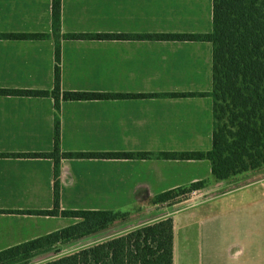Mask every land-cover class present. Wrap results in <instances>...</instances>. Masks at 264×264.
<instances>
[{"label": "crops", "instance_id": "crops-1", "mask_svg": "<svg viewBox=\"0 0 264 264\" xmlns=\"http://www.w3.org/2000/svg\"><path fill=\"white\" fill-rule=\"evenodd\" d=\"M53 0H0V35L52 33ZM214 0H62L64 33H210ZM54 38L0 37V88L52 90ZM62 89L136 97L63 100L65 152L209 151L213 145V44L152 38H65ZM53 95H0V251L78 218L25 213L54 206ZM206 180L185 201L164 191ZM62 210L172 217L173 264H264V167L217 181L208 159L63 158ZM151 215V216H150Z\"/></svg>", "mask_w": 264, "mask_h": 264}, {"label": "trees", "instance_id": "trees-1", "mask_svg": "<svg viewBox=\"0 0 264 264\" xmlns=\"http://www.w3.org/2000/svg\"><path fill=\"white\" fill-rule=\"evenodd\" d=\"M52 33H7L2 38H54L56 43L55 86L52 90L0 88V95H53L56 103L54 149L46 153H22L24 157H51L55 161L54 206L48 210L20 212L78 218L79 221L49 234L0 251V264H173L174 220L166 217L143 223L126 232L60 254L61 245L82 242L109 227L128 211L62 210L60 205L63 158L119 159H208L217 181L264 167V0H214L210 33H64L62 0H53ZM65 38H152L210 41L213 44V145L209 151L186 152H65L61 147V103L63 100H94L136 97L62 89V40ZM206 180L158 194L155 204H179ZM89 239V240H90ZM74 245V244H72Z\"/></svg>", "mask_w": 264, "mask_h": 264}, {"label": "rangeland", "instance_id": "rangeland-1", "mask_svg": "<svg viewBox=\"0 0 264 264\" xmlns=\"http://www.w3.org/2000/svg\"><path fill=\"white\" fill-rule=\"evenodd\" d=\"M137 208L138 207H133V208H129V209L128 208L127 209L126 208L123 209V210H127L130 213L129 217H126L124 219L123 218H118L109 227V229L101 231L100 233H98L95 236H93L92 239L89 238L90 240L87 239V240H84L82 242L72 243L74 245H72V244L61 245L60 248L62 249V252L60 254H57V255L54 254V253H51V254H49L48 258H53V257H56L58 255H62V254L74 251V250H76L78 248H81V247H83L85 245H88V244H91V243H94V242H98V241L107 239V238H109L111 236L117 235V234L122 233V232H126V231H128V230H130L132 228H135V227L141 225L139 223V220H142V219H145V218L147 219L148 217L140 215L139 211L135 210ZM137 210H139V208ZM91 240H93V241H91Z\"/></svg>", "mask_w": 264, "mask_h": 264}, {"label": "water", "instance_id": "water-1", "mask_svg": "<svg viewBox=\"0 0 264 264\" xmlns=\"http://www.w3.org/2000/svg\"><path fill=\"white\" fill-rule=\"evenodd\" d=\"M94 240V239H93ZM93 240H91V241H93ZM86 242V241H85Z\"/></svg>", "mask_w": 264, "mask_h": 264}]
</instances>
